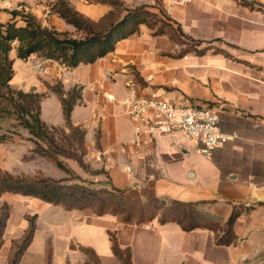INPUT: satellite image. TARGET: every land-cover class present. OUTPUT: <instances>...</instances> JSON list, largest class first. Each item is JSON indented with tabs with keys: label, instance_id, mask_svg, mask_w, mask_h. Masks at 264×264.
I'll list each match as a JSON object with an SVG mask.
<instances>
[{
	"label": "crops",
	"instance_id": "1",
	"mask_svg": "<svg viewBox=\"0 0 264 264\" xmlns=\"http://www.w3.org/2000/svg\"><path fill=\"white\" fill-rule=\"evenodd\" d=\"M159 1L188 40L198 42L197 52L183 53L187 45L168 34L155 36L142 25L114 52L74 69L43 60L38 74L24 72L28 63L13 50V82L23 91L34 90L38 83L40 92H48L41 117L44 111L42 121L54 127H64L65 121L60 100L47 85L61 84L65 93L81 90L71 120L86 131L85 162L104 176L94 183H106L141 201L212 202L202 211L223 226L234 209L250 208L234 225L236 242L218 246L208 230L184 232L176 223L158 220L136 225L121 217L66 211L15 196L0 264H9L13 243L22 240L33 216L34 237L19 264H46L49 248L51 264H86L80 247L94 250L101 264H120L112 253L111 233L122 249H130L132 264H264V201L257 194L264 187V0ZM96 5L103 15L93 21L112 11ZM53 17L59 31L67 29L68 24ZM20 72L25 73V87ZM146 88L177 105L213 106L221 130L233 139L216 148L211 159L197 152V142L179 134L156 136L140 149L126 147L133 123L123 102L132 89L147 95Z\"/></svg>",
	"mask_w": 264,
	"mask_h": 264
},
{
	"label": "trees",
	"instance_id": "2",
	"mask_svg": "<svg viewBox=\"0 0 264 264\" xmlns=\"http://www.w3.org/2000/svg\"><path fill=\"white\" fill-rule=\"evenodd\" d=\"M56 1L49 5L50 14L73 27L77 37H71L68 33L60 32L54 27H44L32 13L25 15L17 10L9 13L8 22L0 23V130L10 120V116L17 115L16 120L20 121V126L30 135V141L35 147L34 153L53 163L65 174L71 175V170L61 159L74 160L82 168H86L83 162L86 131L81 126H74L71 120L74 106L81 100V90L75 88L65 93L61 84L50 87L51 92L58 96L62 105L65 126L46 125L41 119L40 104L44 97L24 93L9 86L15 75L14 61L10 53L15 50L17 58L22 61L37 55L44 60L58 62L68 69L94 64L114 52L120 41L138 33L140 26L145 25L153 30L157 24H151L149 19H156L157 15L150 12L147 6H141L128 10L119 21H112L113 11L100 20L93 21L78 13L67 0ZM91 1L111 8L122 5L119 0ZM166 14L165 10H160V15L169 25L174 26L170 27L172 31H165L163 27H160L154 30V35L168 34L176 43L187 45L183 53L197 52L198 42L189 41ZM17 18H21L22 24H18ZM188 44L192 46L189 47ZM8 140L6 135H0V143ZM74 179L55 180L44 176L19 177L0 170V197L4 194H12L35 198L47 204L62 207L66 211L88 210L97 217H121L125 222L136 225L158 220L160 224L176 223L184 232L208 230L214 233L218 246H231L236 242L234 225L243 213L250 210L243 206L234 209L223 226L202 211L204 206L212 202H184L163 198L141 201L130 197L124 190L93 183L87 184L80 179L76 178L78 181ZM10 213L11 207L7 204L0 207V249ZM28 223V229L22 240L13 243L9 264H19L33 240L36 216L28 217ZM110 242L112 253L120 264H132L130 249H122L113 233L110 234ZM79 249L86 258V264H101L100 257L94 250L84 247ZM51 261L52 250L49 248L46 264H51Z\"/></svg>",
	"mask_w": 264,
	"mask_h": 264
},
{
	"label": "rangeland",
	"instance_id": "3",
	"mask_svg": "<svg viewBox=\"0 0 264 264\" xmlns=\"http://www.w3.org/2000/svg\"><path fill=\"white\" fill-rule=\"evenodd\" d=\"M68 3L76 10L79 11L81 15H83L85 18H99L103 15V11L101 7L96 5L91 0H85V2H81L79 0H67ZM122 5L116 6V7H110L113 11L112 21H119L121 20L127 13L128 10H134L137 7L141 6H147L150 12L155 13L156 19L150 18L151 24H157L156 27H154L153 30H157L160 27H163L165 31H172L170 27H174L172 25H169L167 20L160 15V10L164 11L163 5L159 0H119ZM57 2L56 0H0V23H6L10 20V12L13 10H17L18 12H21L22 14H28L32 13L37 17V19L40 21V23L44 27H54L53 24L55 21V18L53 15L48 14L51 7L49 6L51 3ZM94 3V4H93ZM86 6L85 8H80V6ZM82 13H81V12ZM84 12V13H83ZM166 16H168L166 14ZM18 24H22L21 18H17ZM67 29H62L60 32L68 33L71 37H77V33L75 32V29L71 26L65 25ZM57 29V28H56ZM58 30V29H57ZM59 31V30H58ZM189 47L192 46L191 44H188ZM30 61L27 60V65L24 67V72H27L29 70L32 71L34 74H38L40 72V63L43 61V58H40L37 55H33L30 57ZM14 68V67H13ZM22 71V72H23ZM25 73L20 72V85H22V81L24 85L27 86L26 78H24ZM14 79V77H13ZM12 81L10 82V85L15 90H21L17 85L14 84ZM60 84H56L54 86H59ZM40 85L36 83L34 90H28L23 91L24 93H33L40 97H45L48 92H40ZM52 86L47 85V91L51 92ZM43 101V99H42ZM41 101V103H42ZM45 103V102H44ZM48 103V100L46 101ZM41 105V104H40ZM35 114V110L33 111ZM17 115L10 116V120L7 122L6 125H4V128L0 130V135H6L9 140L0 143V170L6 173H9L13 176H25L29 178H35L44 176L47 178H52L55 180H66L69 178H75L74 181H78L77 179H80L87 184H95V185H104L106 183H94L93 180H104V176L101 172V170H95L92 169L89 164H87L84 160L87 149H86V142H85V155L83 156V162L85 164L86 168H82L78 162L70 159H61V161L71 170V175L65 174L63 171L57 169L53 163L50 161L39 157L37 154L34 153V144L30 141V135L26 129H23V127L20 126V121L16 120ZM42 120L45 119V113L43 111L42 113ZM68 134V131H66ZM99 173V174H97ZM97 174V175H96ZM77 178V179H76ZM73 181V183H74ZM106 182V181H104ZM107 187V186H106ZM17 195L12 194H4L0 197V207H2L4 204H7L9 207H11L12 211V205L10 200H13ZM23 197V196H21ZM11 214V213H10ZM5 232V231H4ZM221 235V234H220ZM4 236V235H3ZM4 241V240H3Z\"/></svg>",
	"mask_w": 264,
	"mask_h": 264
},
{
	"label": "built area",
	"instance_id": "4",
	"mask_svg": "<svg viewBox=\"0 0 264 264\" xmlns=\"http://www.w3.org/2000/svg\"><path fill=\"white\" fill-rule=\"evenodd\" d=\"M150 81L148 78L147 83ZM146 90L147 95H138L132 89L131 95L123 102L125 114L133 123V134L126 147L140 149L156 136L179 134L197 142L200 145L197 152L211 159L216 148L233 139L221 130L213 106L177 105L164 100L154 89Z\"/></svg>",
	"mask_w": 264,
	"mask_h": 264
},
{
	"label": "water",
	"instance_id": "5",
	"mask_svg": "<svg viewBox=\"0 0 264 264\" xmlns=\"http://www.w3.org/2000/svg\"><path fill=\"white\" fill-rule=\"evenodd\" d=\"M258 197L260 198V200H263L264 201V187L260 188L258 190Z\"/></svg>",
	"mask_w": 264,
	"mask_h": 264
}]
</instances>
